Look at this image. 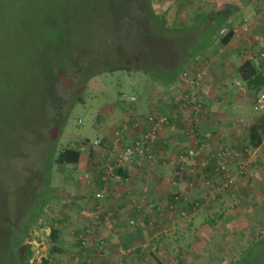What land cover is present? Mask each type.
<instances>
[{"label": "crops", "instance_id": "0c3cea01", "mask_svg": "<svg viewBox=\"0 0 264 264\" xmlns=\"http://www.w3.org/2000/svg\"><path fill=\"white\" fill-rule=\"evenodd\" d=\"M159 1L154 3L165 6L171 25L201 29L210 22L204 15L217 8H229V18L202 50L189 56L176 82L165 86L150 79L151 88L139 92L135 102L113 101L104 122H98L101 134L94 140L100 142L85 137L88 141L75 144L78 160L60 166V184L41 220L39 237L52 264H194L192 256L201 264L204 255L195 252L201 240L210 239L214 250L220 222L228 228L231 216L240 212L241 200L209 199L212 188L223 186L217 151L235 148L237 156L245 157L253 175L235 179L238 187L245 185L243 194L263 179L264 136L256 147L248 143L251 126L264 124V106L256 102L264 89V0ZM222 26L231 28L226 39L219 35ZM247 61L260 73L244 79L240 71ZM185 71H201L199 83ZM193 96L202 103L197 112ZM150 115L159 123L149 155L135 151L117 160L123 147L152 126ZM226 163L231 172L237 169L234 159ZM109 165L112 173L106 174ZM103 188L105 194L96 197ZM51 226L57 229V248L49 253Z\"/></svg>", "mask_w": 264, "mask_h": 264}, {"label": "rangeland", "instance_id": "374dc122", "mask_svg": "<svg viewBox=\"0 0 264 264\" xmlns=\"http://www.w3.org/2000/svg\"><path fill=\"white\" fill-rule=\"evenodd\" d=\"M154 1L0 0V248L6 239L5 222L12 220L15 213L28 215L31 211L27 205L31 179L39 174L31 168L42 163V149L46 146L43 134L38 133L60 117L57 146H74L85 137L93 141L101 134L98 122H104L107 105L113 101L133 103L139 92L151 88L146 82L152 74L136 69L132 61H136V49L140 47L136 42L154 38L145 35L142 26L138 28L144 23L139 10L150 6L155 13L164 14L165 6ZM178 27L182 25L174 24L172 29ZM206 33L207 29L196 37L197 45L206 43ZM124 62L133 65L118 66ZM90 71L88 82L78 92L81 80ZM78 93L81 100L76 98ZM49 168L45 188L51 185L52 196L56 183L60 184L61 171L57 166ZM247 171L243 178L252 177L248 164ZM235 181L229 187L210 190L212 201L241 200L240 212L231 216L234 222L228 228L220 222V241L214 239L219 241L214 250L210 239L201 240L203 249L195 251L204 255L201 264L229 263L263 226L264 176L258 184L253 181L249 194H243L245 185L240 188ZM46 214L44 205L42 221ZM210 237L211 234L205 236ZM39 242H31L34 251L29 258L44 252ZM189 253L191 256L194 251ZM195 258L192 256L190 262L200 264ZM0 264H7L1 251ZM239 264H264V245Z\"/></svg>", "mask_w": 264, "mask_h": 264}, {"label": "trees", "instance_id": "16d2710c", "mask_svg": "<svg viewBox=\"0 0 264 264\" xmlns=\"http://www.w3.org/2000/svg\"><path fill=\"white\" fill-rule=\"evenodd\" d=\"M227 9L228 11L217 8L213 12L204 15V19L209 20L210 22L204 26L203 29L197 28L196 25L182 26L178 27L177 29H172L174 25L167 23L165 14L160 15L155 13L150 6L142 7V10L139 11L142 12L144 23L141 22L142 25L139 24L138 28L141 30L142 26L143 33L145 35L150 34V37L151 35H154V38H151V40L146 38V40H138L136 42L138 46H140L136 49V61H132L133 63L135 62L134 64L136 69H140L146 73L152 74L151 77L154 81L161 82L165 86L176 82L180 76L179 70L186 64L189 56L199 52V50H202V48L208 43V40L211 38L210 36L213 34L216 28L224 21H228V13L230 12L229 8ZM188 27H192L193 31L187 30ZM206 29V34L208 36L204 45H197L194 39L193 41H190V38L193 36L196 38L200 33L203 35ZM196 30H199V32H196ZM230 31L231 28H228V32L224 34V36H226L225 39L231 34ZM127 63L128 64L124 62L118 66L131 67L133 65L129 64V62ZM240 73L244 79H247L253 74H259L260 71L251 61H247L243 64ZM91 74L92 72L90 71L86 77L81 80L78 92H80L85 87ZM77 95L78 96L76 98L81 100L79 93ZM59 99L61 98L59 97ZM65 104L64 106H66ZM60 121L61 120L59 117L56 123L53 121L54 125L48 124L45 126L43 133H38L43 134V141L46 142V146H44L42 149V163L39 162L38 165L33 164L34 166L31 168L34 170L36 169L39 174L37 178L34 177L33 180L31 179L29 191L31 196L27 202L29 208L28 211L31 209L30 213L28 215H23L19 212V215L17 214V216L15 213L12 220H7L6 222L4 221L6 224V230H4L6 231V239L5 241L3 240V245L0 248V251L6 255L7 264H29V255L34 251L31 248V243L26 242L27 251L25 252L23 258H19L18 256V246L21 245L26 238H29L32 226L39 221L44 205H46L50 199L52 187L49 185L45 188V184H47L49 179V166H57V169L61 171L60 166H64L67 163H75L78 160L80 151L75 145L57 146V138L59 133L57 125ZM263 136L264 124H256L251 126L248 145L251 147H256L262 141ZM85 141H88V139H84V142ZM42 190H44L45 193ZM4 231L2 234H4ZM56 236L57 229H55L53 226L51 228L49 237V253H52L57 248L55 242ZM263 245L264 223L259 232L249 240L242 252H240L227 264H239L241 261H244L247 258V255L251 251L255 252L259 250V248H262ZM8 256H10V263L9 260H7ZM41 264H52L49 259V255L42 258Z\"/></svg>", "mask_w": 264, "mask_h": 264}, {"label": "built area", "instance_id": "2783aa9c", "mask_svg": "<svg viewBox=\"0 0 264 264\" xmlns=\"http://www.w3.org/2000/svg\"><path fill=\"white\" fill-rule=\"evenodd\" d=\"M226 32H228V28L227 26H222L220 29H219V35H224ZM185 75H187V77H191V80L194 82V83H199L201 77H202V72H192V71H185L184 72ZM125 97H129V96H125ZM133 98V97H131ZM192 100L195 101V104H194V108H195V112L199 111L200 108L202 107V103L200 101H198L194 96L191 98ZM186 101V97L184 96L182 98V102L185 103ZM256 102H257V105L258 106H264V89L260 90L259 93L257 94V98H256ZM148 119L152 122V126L149 128V130L143 132L141 135H139V137L135 140V142L130 145V146H125L122 148V150H120L117 154H116V159L117 160H122L123 158H131L132 154L137 151V152H140L142 154H148L150 153L149 151V143L153 140V136H154V131L159 123L158 120H154V117L152 115L148 116ZM100 140L99 139H96L94 140V143H99ZM247 151V150H245ZM238 154V151L235 150V148L233 149H228V150H218L217 151V155L220 159V163H219V168L220 170L222 171V177H223V181H222V187H229L232 185V183L235 181V176H240V175H243L245 173H249L247 171V163H246V159L245 157L242 158V157H239L237 156ZM228 159H234L236 161V164H237V169L236 170H233L231 172L228 164L226 163V160ZM113 166H107L105 168V172L106 174H111L112 173V169ZM176 174L177 175H180V172L179 171H176ZM220 188V187H219ZM106 190L105 188L101 189V190H98L95 195L96 197H102L104 194H105ZM173 205V201H172V204ZM197 205V204H195ZM40 221H38V223L36 225H34L31 229V232H30V236L29 238H27V242L28 243H31L32 241H36V240H39L41 243V249L44 250V244H45V241L44 239L40 238V227H41V220L42 218L39 219ZM81 235V234H80ZM81 242L84 243L85 242V239L82 237L81 235ZM33 245V243H31ZM46 254L43 252V253H40L39 255L37 256H33V257H30L28 258V261H29V264H41L42 262V258L45 257ZM137 264H144V262H139Z\"/></svg>", "mask_w": 264, "mask_h": 264}, {"label": "flooded vegetation", "instance_id": "af4514ba", "mask_svg": "<svg viewBox=\"0 0 264 264\" xmlns=\"http://www.w3.org/2000/svg\"><path fill=\"white\" fill-rule=\"evenodd\" d=\"M22 244H25V247H24V250H23V254H22V258H23L25 252L27 251V246H26L27 243L25 242V243H22ZM21 245L18 246V256H19V253H20ZM31 246H33V245L31 244ZM32 249H33V247H32ZM19 258H20V256H19Z\"/></svg>", "mask_w": 264, "mask_h": 264}, {"label": "water", "instance_id": "95a60500", "mask_svg": "<svg viewBox=\"0 0 264 264\" xmlns=\"http://www.w3.org/2000/svg\"><path fill=\"white\" fill-rule=\"evenodd\" d=\"M25 244L21 245L19 256L22 258L23 250H24Z\"/></svg>", "mask_w": 264, "mask_h": 264}]
</instances>
